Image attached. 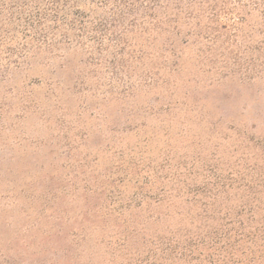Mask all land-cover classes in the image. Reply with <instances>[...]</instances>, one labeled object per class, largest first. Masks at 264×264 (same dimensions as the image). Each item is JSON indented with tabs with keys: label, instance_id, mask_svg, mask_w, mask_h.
<instances>
[{
	"label": "rangeland",
	"instance_id": "1",
	"mask_svg": "<svg viewBox=\"0 0 264 264\" xmlns=\"http://www.w3.org/2000/svg\"><path fill=\"white\" fill-rule=\"evenodd\" d=\"M0 264H264V0H0Z\"/></svg>",
	"mask_w": 264,
	"mask_h": 264
}]
</instances>
